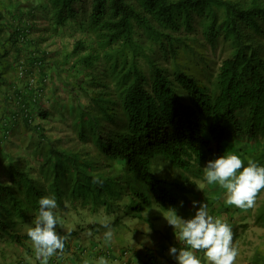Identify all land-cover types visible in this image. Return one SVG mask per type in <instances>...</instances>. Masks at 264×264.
<instances>
[{"label": "trees", "instance_id": "obj_1", "mask_svg": "<svg viewBox=\"0 0 264 264\" xmlns=\"http://www.w3.org/2000/svg\"><path fill=\"white\" fill-rule=\"evenodd\" d=\"M37 7L44 24L34 36ZM37 7L0 0V243L21 249L13 264L34 252L26 232L41 197L55 196L60 235L78 229L100 238L104 219L118 227L171 209L192 218L185 210L207 192L203 168L223 154L264 166V0H41ZM50 39L70 50L50 57L41 49ZM208 46L225 54L215 71L200 50ZM59 67L66 87L67 76L77 80L63 117L74 135L42 145L52 119L37 95L46 68ZM35 68L39 80L26 84ZM18 125L39 141L12 154L3 143ZM163 164L179 176L157 175ZM252 218L264 228V202ZM142 255L145 264L150 248ZM253 256L264 264V249ZM0 260L8 261L2 249Z\"/></svg>", "mask_w": 264, "mask_h": 264}, {"label": "clouds", "instance_id": "obj_2", "mask_svg": "<svg viewBox=\"0 0 264 264\" xmlns=\"http://www.w3.org/2000/svg\"><path fill=\"white\" fill-rule=\"evenodd\" d=\"M203 173L204 181L208 185H218L225 190V204L237 209L246 211L253 208L258 194L264 189V166L250 158L245 166L237 154H223L208 161ZM93 183L103 182L94 177ZM196 203L193 201L194 206ZM38 205V211L32 226L27 228L26 235L31 241L35 261L38 264H48L52 257L65 252L68 234L62 236L57 232L59 217L55 196L41 197ZM171 210L172 215L165 219L173 229H178L175 237L182 245L179 249H169L177 264H235L239 254L233 246L235 228L221 218L211 215L206 203L199 205L191 219H181L175 214V210ZM100 223L106 229L103 234L104 242L110 245L114 236L111 223L107 219L101 220ZM150 251L152 257L146 256L145 264H163L158 256L159 250L151 248ZM196 253H200L199 256ZM150 258L154 263L146 261ZM97 264H109V261L100 257Z\"/></svg>", "mask_w": 264, "mask_h": 264}, {"label": "rangeland", "instance_id": "obj_3", "mask_svg": "<svg viewBox=\"0 0 264 264\" xmlns=\"http://www.w3.org/2000/svg\"><path fill=\"white\" fill-rule=\"evenodd\" d=\"M40 1L41 0H34V4L36 5V7L40 3ZM34 16L35 31L33 32V35L35 36L36 34H38L37 30H40L44 24V20L41 17L38 7L34 11ZM41 49H44L46 52H48L50 57H56V54L60 57L62 54H64V52H68V50H70V47L67 44L60 43L58 40L50 39L49 41H47V43H42ZM200 50L201 52H203V54H208L207 58L210 61L212 69L215 71L217 66L219 65L220 60L225 56V54L221 52L220 48H218L213 53L209 46L205 50ZM56 51H58V53H56ZM46 70L49 73V76L48 78H46L44 87L41 89V91H38V94L40 95H37V104L40 110H46L51 113L50 117L52 121L50 122V125H48L49 127H47V129L45 130L46 140H42L40 142V144L42 145H46L49 142H54L59 138L66 139L68 136L74 135V132L69 127L68 122H65L63 117L65 115H68L69 111L72 110L73 103L71 97L69 96V90L70 88L72 89L75 86H70V84L77 81L75 78L73 79V77L67 76L66 80H64L68 83V87H66L67 84H64L63 81L59 78L61 76L65 79V75L67 73L66 69H62L61 67H59V69L55 70H49L48 68H46ZM38 75V70L37 68H35L33 70V74L28 75L30 77H27L26 84H28L30 78V81L34 82L35 80H39ZM32 84L35 86L38 84V82ZM82 98L83 97H80L81 101H83ZM8 136V139L3 143V147L6 151L11 152L12 154H20L22 153L23 148L27 144H37V142L39 141V137L37 136V134L30 131H25L21 128L20 125L16 126L14 131L10 132ZM153 170L159 176H179V172L177 170L172 169L170 168V166H167L165 164H163V166L155 165ZM196 185L197 188L200 189L202 188V186H204V184L199 181L196 183ZM204 190H206L207 192H202V194H200L199 199L192 200L185 211L189 212L194 216L195 212L199 208V205L202 203H206L208 205V210L211 215L221 218L222 220L226 221L230 226L235 228L233 233L235 234V240H237L236 248L239 253L235 264H240L241 261H246V264H253L254 252L256 250L262 251L264 249V228L256 226L253 223L252 218V214L257 212L259 210V205L264 202V189H262L261 192L258 194L255 206L249 210H246L247 213L245 210L237 209L235 206L226 205L224 202L225 190L221 189L218 185H213L212 187H209V185L205 184ZM193 201L197 202L195 206L193 205ZM180 208L181 207H178V210H180ZM230 212V215L232 216L231 220L229 218ZM149 214L147 213L146 216H149ZM165 214L166 212H162L161 217ZM241 221L246 223H239ZM141 224L144 231L149 232L148 224H146L145 221L139 223V225ZM153 225L154 227L160 226V228H163L164 226H168L169 224L167 220L162 217L159 220L153 221ZM0 249L5 252V257L11 263L13 262L17 251L19 252L21 250L15 245L6 244L4 242L0 243ZM199 254L196 255L198 256ZM145 258L146 256H144L143 259L145 260ZM0 264L4 263L0 260Z\"/></svg>", "mask_w": 264, "mask_h": 264}, {"label": "crops", "instance_id": "obj_4", "mask_svg": "<svg viewBox=\"0 0 264 264\" xmlns=\"http://www.w3.org/2000/svg\"><path fill=\"white\" fill-rule=\"evenodd\" d=\"M175 214L178 216V213ZM171 215L172 211H167L162 217L169 218ZM162 217L159 215L157 218L149 219V221H147V218L145 220L132 218L122 219L120 226L112 227L114 236L110 245H106L104 242V232H99L101 236L97 238V235L92 236L89 233L86 234L85 231L78 232L77 229L68 239L70 250L65 251L57 259L52 258V260L54 259L52 261L53 263L48 262V264H97L100 257L107 259L109 264H140L141 255L149 248H158V256L160 262H163V264H177L174 256L170 254L169 249L171 247L179 249L182 246L175 237L178 229H173L170 225L164 226L163 228H160V226L154 227L153 221L159 220ZM180 218L182 219L181 216ZM142 221L148 224L149 232L144 231L142 224L139 225ZM233 245L236 248L237 240L234 238ZM30 246L32 247L31 244ZM126 251H130L129 254H125ZM23 258L25 260L21 264H38L35 261L34 252L32 251H25ZM202 260H204L203 257ZM6 262L8 263L9 261ZM156 262L159 261L156 260ZM240 264H246V261H241Z\"/></svg>", "mask_w": 264, "mask_h": 264}, {"label": "built area", "instance_id": "obj_5", "mask_svg": "<svg viewBox=\"0 0 264 264\" xmlns=\"http://www.w3.org/2000/svg\"><path fill=\"white\" fill-rule=\"evenodd\" d=\"M146 261H148L149 263H154V260H152L151 258L150 259H146Z\"/></svg>", "mask_w": 264, "mask_h": 264}]
</instances>
